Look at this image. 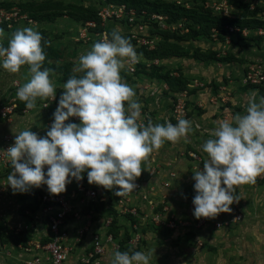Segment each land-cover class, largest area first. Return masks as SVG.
I'll use <instances>...</instances> for the list:
<instances>
[{
	"label": "rangeland",
	"instance_id": "1",
	"mask_svg": "<svg viewBox=\"0 0 264 264\" xmlns=\"http://www.w3.org/2000/svg\"><path fill=\"white\" fill-rule=\"evenodd\" d=\"M149 1L175 3L192 10L193 13L188 18L173 22L174 29L169 26L166 31L148 20H145L147 26L142 31L123 22H108L105 28L110 31L113 28L119 29L140 54L138 61L141 68L131 74L128 71V60L125 59V67L120 75L124 82L136 88L134 98L137 97L139 102L144 101L142 98H153L152 94H158L161 89L166 92L168 98L175 101L184 100L189 110L188 116L191 114L196 116L194 119L190 117L194 121L193 130L186 140L180 139L175 143L166 141L167 147H163V144L149 155L146 162H142L143 170L136 179L143 183V191L134 192L128 198L127 205L129 210L132 208L136 210L135 214L131 212L125 214L119 205L121 197L114 194L115 188L105 190L97 186L100 196L106 201L101 202L98 199L94 203H87L83 208L84 215L116 211L117 215L124 216L126 222L123 219L120 226L125 228V231L130 227L128 233L133 234V238L126 241L125 246L134 247L139 240L136 247L138 250L151 249L153 252L150 264H228L236 260H263L264 244L262 243L260 248L253 245L256 239L241 229L246 225V231H252L255 229L253 225L255 220H260L264 225L263 204L256 202V198L263 195L258 193L259 188H264V178L260 175L255 178L254 183L235 186L240 200L230 205L231 212L217 215L221 221L229 222L230 218L239 212L242 214L240 222L232 225L230 223V227L221 228H216L212 223L202 229L198 227L195 229L191 225L188 228L183 226L189 224L191 219H195L190 205L192 199L189 198L194 192L193 172L198 168L202 170L203 161L207 158L201 145L211 138V132L219 121L231 122L234 115L243 114L244 106L249 99L255 98L258 101L259 97L264 96L263 80L261 84L258 83L259 85H250L245 81L246 74L252 70L255 74L259 73L260 77H264V29L250 28L257 25L253 19L264 21V0ZM106 4L107 0H0V9L6 12H13V9L22 11L21 14L32 20L27 22L14 19L11 27L8 26L9 22L0 23V27L8 31L10 36L17 29L30 27L41 33L42 42L49 40L56 57L46 59L42 67H54L56 80L62 81L63 84L66 78L62 71L66 69L70 76L81 75L75 71L78 67V57L89 51L91 45L97 42L94 32L91 33L89 41L80 39L84 28L83 22L91 13L94 14ZM211 15L245 20L248 29L243 32L230 31L226 27L220 29L218 24L211 28ZM179 25L187 28L189 32L182 31ZM137 32H140L141 36L151 38L154 44L157 43V47L147 51L145 47L139 46L137 40L133 38V34L136 35ZM238 32L241 33L240 36ZM3 44L7 46V41ZM62 84H58L55 90H62ZM149 92L150 96H145ZM192 94L196 95L195 99L189 97ZM169 100L167 103H170ZM170 108L171 103L168 108L171 114ZM147 109L148 106L145 105L142 113H148L153 124L176 120L172 115V119L162 117L157 122ZM200 117H208L206 119H210L208 125L199 120ZM144 124H147V120ZM151 170L155 171L152 177L149 175ZM84 175L86 177V173ZM163 183H169V188L166 189ZM82 219L84 216L79 220ZM172 219L177 220V227L173 230L167 225ZM245 220L250 224H245ZM104 222L100 223L101 226L106 224ZM235 230L241 231L238 233ZM119 231L120 244L125 231L122 230L121 234ZM190 232H196L194 239ZM16 233L8 239L12 240L10 243L14 245V252L26 250L31 237L26 240L29 236L26 234L27 231ZM114 251L116 250L113 249ZM4 258L7 260H0V264H13L18 261L10 260L11 254H6Z\"/></svg>",
	"mask_w": 264,
	"mask_h": 264
},
{
	"label": "clouds",
	"instance_id": "2",
	"mask_svg": "<svg viewBox=\"0 0 264 264\" xmlns=\"http://www.w3.org/2000/svg\"><path fill=\"white\" fill-rule=\"evenodd\" d=\"M42 40L39 31L24 27L11 34L7 46L0 43V69L16 73L28 66L27 82L16 89L27 109L36 107L37 98L54 99L56 94L52 70L42 67L46 59ZM139 55L130 40L113 28L110 37L94 42L78 57L75 71L81 75L69 76L62 84L46 134L38 136L25 127L14 133L13 144L4 150L12 167L6 185L14 194L45 185L50 195H58L86 173L88 184L116 188L114 194L123 197L136 190L142 162L154 150L166 141L187 139L193 130L190 119L175 124L138 122L142 105L120 72L125 59L136 62ZM70 117H77L79 123H65ZM201 148L207 158L202 170L193 172L192 215L214 218L231 212L230 205L240 200L235 186L254 183L264 173V96L249 99L243 114L234 115L231 122L219 121ZM152 255L151 249L116 250L110 264H150Z\"/></svg>",
	"mask_w": 264,
	"mask_h": 264
},
{
	"label": "built area",
	"instance_id": "3",
	"mask_svg": "<svg viewBox=\"0 0 264 264\" xmlns=\"http://www.w3.org/2000/svg\"><path fill=\"white\" fill-rule=\"evenodd\" d=\"M0 23H8V26L11 27V22L16 20H25L27 22H32L27 15L21 14V11L13 9V12H6L4 9H0ZM3 15V16H2ZM18 16V19H16ZM98 21H87L84 23L83 32L80 34L81 38L84 41H89V37H91V33L94 32L96 37V41L103 39L104 37L108 36V31L105 28V25L108 22H123L125 24H129L131 27H137L139 31H142L147 23L145 20L153 22L160 26L159 29L165 30L169 26H172V23L168 22V16L158 13H149L145 10L138 12L134 8H130L125 4L121 5H113V4H106L98 9L97 12ZM150 18V19H147ZM140 19V21H138ZM163 24V25H162ZM100 26V27H98ZM166 27V28H163ZM174 29V25L172 26ZM179 27L182 31L189 32L187 28H182L181 25ZM100 28V29H99ZM230 31H241L237 27H226ZM99 29V30H97ZM187 29V30H186ZM245 30V29H244ZM140 32L137 34H133V38L137 40L139 46L145 47L147 51L154 50L157 47V43L154 44V41L151 38L144 37L140 35ZM141 63L139 61L132 62L128 60V71L132 74L135 73L138 69H140ZM248 72L245 77V81L250 85H259L261 81H264V77L261 76L259 73ZM7 72V71H6ZM259 77V78H258ZM259 83V84H258ZM20 87L18 81H14L12 87L8 90L5 97H0V124L9 122L14 116L18 114H27L34 109H27L23 107L19 111V99L16 97V89ZM60 92L56 90L55 98L52 99L51 97L41 100L37 98L36 107L37 109L43 111L47 114V121H46V128L49 129L52 123V113L57 107V101L60 96ZM171 103L170 112L171 115L176 117L178 121L179 118L190 119L188 116V111L186 108V104L184 100L175 101L173 99L169 100ZM48 104L47 107L45 105ZM150 119L148 113H143L142 118L139 123H143L144 121ZM68 122L79 123V119L77 117H70ZM194 122V121H193ZM14 142V135L5 134L3 136L0 135V166L3 168L4 171L9 173L12 171V167L10 164V160L7 157V153L5 152L7 148L12 145ZM5 150V151H4ZM45 166V170H46ZM155 171H149V175L152 177ZM261 178H264V173L260 174ZM76 187L73 190V194L79 198L78 205L72 204L66 196L61 193L58 195H50L49 193H44L38 198L39 206L36 210L27 209L25 211L24 216L28 219V225L21 228L20 226L16 230L19 231H28L33 230V234L39 233V224L45 226L46 234L41 236L39 239L33 240L31 237L27 243V251L34 250L35 252L39 253L36 257L33 258L27 264H66L71 256L72 252V245L69 244L70 242L75 245L81 243L86 233H90L92 236V244L89 247L88 253L84 259H81L82 264H97V261L107 252L109 246L114 250L120 249L119 241L116 240L114 235L110 232L112 228V221L113 220H106L104 223V230L105 232L99 231H92V221L85 223L81 228H76V234L73 235L72 229L69 228V221L72 220H79L83 216V208L87 206V203H94L98 199V201L104 202L106 199H103L100 196L99 188L96 185H90L83 180L76 182ZM137 188L133 192L129 193L126 196L121 197L119 200V205L127 213H136V210L132 208L129 210L127 207L128 205V198L134 192H142L143 191V183L140 180L136 179L135 181ZM165 188H169V183H163ZM142 194V193H141ZM75 197H72L74 199ZM109 202V201H108ZM191 210L193 209L192 200H191ZM111 207V206H110ZM117 209V207H115ZM242 219V214L237 212L236 215H233L229 222L228 221H221L217 216L214 218H200V219H191L189 224H185L183 227H189L190 225L195 229L205 228L208 224L214 225L216 228H221L223 226L230 227L233 223H238ZM170 222L167 224L171 230L177 227V220L172 219L169 220ZM231 223V224H230ZM230 224V225H229ZM235 226V225H233ZM232 226V227H233ZM214 227V228H215ZM169 229V228H168ZM32 234V235H33ZM190 234H196V232H190ZM130 239L133 238V234L130 235ZM117 241V242H116ZM131 240L130 243H132ZM139 240L137 243L131 244L134 247L129 246L130 248L137 249ZM118 243V244H117ZM42 253V255L40 254Z\"/></svg>",
	"mask_w": 264,
	"mask_h": 264
},
{
	"label": "crops",
	"instance_id": "4",
	"mask_svg": "<svg viewBox=\"0 0 264 264\" xmlns=\"http://www.w3.org/2000/svg\"><path fill=\"white\" fill-rule=\"evenodd\" d=\"M0 29L2 28L0 27ZM2 30L4 33V38L0 40V42L6 43L7 39L10 37V34L8 33V31H5L4 29ZM28 78H29V73H28L27 65L21 66L19 71H17L16 73L6 72V70L0 69V97H5L8 90L12 87V84L14 81H18L20 86H22L25 82H27ZM50 78L52 79L55 85V88H57L60 84H62L61 83L62 81L56 80L53 70L50 73ZM127 84L132 86L134 88V91H136V88L133 85H131L130 83H127ZM165 86L167 87V85ZM159 91L161 92H159L158 94H152L151 97L153 98H147V99L142 98V100L144 101L140 102L142 105V108L145 107V105L148 106L147 112L150 111L153 114L155 121L157 122H158V119L159 118L161 119L162 117L172 119V115L168 111L170 103L169 102L167 103L168 99H171V98H168L166 96V92H163L162 89ZM170 93L172 94V92ZM235 94H237L236 91H235ZM145 96L147 97L150 96V92L146 94ZM189 97H191V99H195L196 95L192 94ZM136 99L138 100L137 97ZM188 100H190V98H188ZM142 108H141V112H143ZM155 110L157 111V113H154ZM190 117H192L193 119L196 118L194 114H191ZM207 118L208 117L206 118L200 117L199 120L205 122V124L208 125L210 119L206 120ZM46 121H47V114H45L43 111L37 108H34V110L30 111L27 114H18L14 116L9 122L1 123L0 124V135L1 136L5 134L14 135L15 132H19L23 128L29 127L31 128V131L37 133L38 136H44L47 131ZM173 121H171V123L175 124L176 120L174 122ZM163 147H167L165 143ZM8 174H9V171L8 172L4 171L3 168L0 166V260H3V259L7 260V258H4V257H6V254L8 255L11 254L12 259L9 258L10 260H18L17 262L13 264H27L28 262L33 260V258L36 257V255H38L39 253L35 252L34 250L27 251L24 249L22 251L17 250L14 252V248H13L14 245L10 243L12 240H8V239H10L11 235L17 234L16 230L18 229L19 226L23 228L26 225H28V219L24 216L25 213L23 214L22 210L26 211L27 209H30L31 207H34L35 205L39 206L38 198L44 193H48V191L45 185H41L39 188H31L29 191L25 193L17 192L14 194L12 190L6 185L7 184L6 177ZM73 183H69L66 185V190L65 192H63V194L66 196V198L69 201H71L72 204H75V203H79V198L72 199V197H77L76 194L71 193V190H73ZM75 187H76V183H75ZM258 193L263 194V195L258 196V198H256V202L263 204V207H264V203H263L264 188H261V189L259 188ZM194 195L195 193L193 192L192 197H190L189 199L191 200ZM258 210H261V208L260 209L258 208ZM262 212L264 215V210ZM82 214L84 216V219L74 220L72 218V220L69 221L68 225H69V228L73 230L72 231L73 235L76 234V231H75L76 228H81L85 223L89 222V220L91 219L94 220L92 222V231H99V232L104 233L105 230L103 226H101L100 223L101 222L103 223L106 220H113L114 218V215H113L114 213L112 211L111 212L101 211L99 213L92 212L91 214H87L88 216L84 215L85 211H83ZM123 219H125L124 216L122 217L121 215L120 216L117 215V222L119 226L121 225V221ZM125 222H126V219H125ZM245 224H250V223L249 221L245 220ZM253 225H255L254 226L255 229H253L252 231H246V227H247L246 225H243L241 229H242V232H247V234H252L253 237L256 239L253 245H256L260 248L261 244L262 243L264 244V225L262 224L260 220H255ZM38 226H39V233L38 234L35 233L32 235L33 240L39 239L41 236L46 234V231L44 230L45 226L41 224H39ZM129 229L130 227L128 228V231ZM119 230L121 234V231L122 230L125 231V228L120 226ZM240 231L241 230H235V232H238V233ZM118 239H119V235L116 238V240ZM7 242H9L10 245L6 244ZM70 244L72 245L73 252L71 253V259L68 260L66 264H82L81 259L85 257V255L87 254V251L89 250V247L92 244V236L90 233H86L81 243L75 245L74 243L72 244L70 242ZM112 253H113V249L111 248V246H109L106 254L102 256L100 260L97 261V264H110ZM40 254L42 255V253ZM43 264H48V263H43ZM228 264H264V259L263 260H236V261L229 262Z\"/></svg>",
	"mask_w": 264,
	"mask_h": 264
},
{
	"label": "trees",
	"instance_id": "5",
	"mask_svg": "<svg viewBox=\"0 0 264 264\" xmlns=\"http://www.w3.org/2000/svg\"><path fill=\"white\" fill-rule=\"evenodd\" d=\"M107 2H108V4H113V5L125 4L130 8H134L138 12L145 10L149 13H158V14L167 15L169 23L176 22L177 20H182L183 18H188L193 13L192 10H188L182 6L176 5L175 3L174 4H164L160 1L156 2V1H149V0H107ZM59 9H65V8L59 7ZM97 12H98V10H96L94 12V14L91 13L88 17H86V19L83 23H85L87 21H98ZM208 13H210V12H208ZM211 19H212V22L210 23L211 28L215 27L218 24L220 29H223L224 27H230V26L231 27H237L240 30L248 29V27L246 26V23H244L245 20H242L239 18H231V17L220 18L218 16H212ZM253 20L256 21V22H254V24L256 23L257 25L256 26L254 25L250 28L264 29V21L263 20H260L257 18H255ZM98 27H100V26H98ZM97 30H99V29H97ZM107 31H108V36L110 37V33H111L110 29H108ZM221 31H225V30H221ZM163 33H165V32H163ZM240 35H241V33L238 32V36H240ZM46 41H47V45H44L42 42V46L44 48L46 59H53L56 57L54 47L52 46V44L49 40H46ZM3 45L5 46V44H3ZM46 59H45V61H46ZM46 68H50L52 70L54 69V67H51V66L46 67ZM62 72H63V74L67 80L70 76L67 73L68 71L65 69ZM58 92L61 93L62 90H60ZM23 107H25V103L19 100V111ZM84 178L86 179V177H84ZM85 181L87 182V179ZM30 209L36 210L37 205H35L34 207H31ZM22 213L24 214L25 210H22ZM113 215H114V218L112 221V228H111L110 232L114 235L115 238H117L119 235L118 231H119L120 226L118 225V222H117L116 211ZM131 217H132V215H130V218ZM128 232H129L128 230L124 232V234H123L124 237L120 241V249L119 250L122 252L129 250V249H131V250L133 249V248H130L129 246H127V247L125 246L126 241H129V239L131 237ZM26 234L29 235L26 238V240H28L30 237H32L33 230H28ZM192 237H193V239L195 238L194 234H192ZM135 250H138V249H134V251Z\"/></svg>",
	"mask_w": 264,
	"mask_h": 264
}]
</instances>
